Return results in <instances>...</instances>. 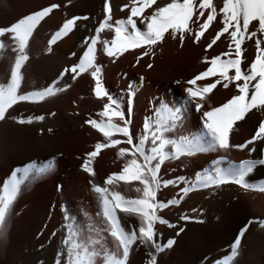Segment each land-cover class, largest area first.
Listing matches in <instances>:
<instances>
[{
    "label": "bare ground",
    "instance_id": "obj_1",
    "mask_svg": "<svg viewBox=\"0 0 264 264\" xmlns=\"http://www.w3.org/2000/svg\"><path fill=\"white\" fill-rule=\"evenodd\" d=\"M101 1L0 0V27L14 23L24 15L35 11L39 6H48L51 3L61 5L47 18V27L43 28L39 25L34 31L33 38L30 39L28 46L30 59L22 69L24 90L42 88L60 69L69 67L77 61V55L83 47V38L93 34L94 27L99 19L103 18ZM109 2L112 8L113 23L117 19L127 18L130 8L124 11L120 9L124 4H130V0H109ZM168 2L170 0H157L152 8L145 9L142 17L150 15L157 5L163 6ZM196 2L198 4V0ZM213 2L217 7V19L205 30L199 42L194 43V37L186 34L183 46H181L178 35L173 39L169 34L171 30H169L165 33L164 40L154 46L155 55L143 56L139 62H137V57L147 50L146 47L129 49L116 57H108L103 51L102 44H97L95 62L102 68V82L106 81V85L103 84L107 91L114 98L123 97L126 102L128 86L133 85L132 90L136 95L130 127L134 142L137 136L143 135L144 118L152 116L155 119L154 109L161 101L176 104V106L183 103L184 96L181 95L177 80L183 82L181 89L184 92V89L188 87L184 82L206 70L208 65L204 62L205 57L210 59L213 55L229 51L230 40L226 33L222 34L211 49L205 51L206 45L211 42L215 32L222 27L218 21L222 19L219 8L222 7L223 0H213ZM207 11L205 10V15L200 17V23L206 18ZM79 13L87 15L89 20L80 22L79 27L73 33L57 41L49 51L47 36L50 38L64 19L71 18L73 15L79 16ZM196 15L198 11H194L193 19ZM134 19L137 18L134 17ZM137 26L143 30L139 19H137ZM189 26L193 31L198 30V25L193 24L191 20ZM113 35V32L105 29L100 34V40H111ZM256 38L264 39V36L258 33ZM2 39L6 49L0 53V71L3 68L11 70L15 59V53L11 51L14 44L8 37ZM254 40L255 38L246 39L242 44V70L254 59ZM261 46L264 47V45ZM72 53L76 55L73 56ZM227 58H235L234 46ZM148 63L153 65L151 69L147 67ZM232 74L234 72L230 70L229 75ZM7 77L0 72V83L6 82ZM65 77L69 80V82L65 81L69 83L65 91L39 104L21 103L11 109L13 111L18 109L22 112L21 116L24 113L30 116L33 113H46L57 108L58 110L52 117L47 118L46 116L42 121L34 119L32 124L16 125V123H8L5 120L0 124V174L2 175L0 194H2L3 182L14 168H22L33 161L37 164L52 161L57 154L62 156L57 161L58 167L55 165L54 170L51 171L48 183L43 185L45 181L41 183L42 177L19 196L8 221L7 233L5 237L0 238V264L10 260L9 256L12 257L13 264H54V256L62 235V209L65 206L70 210V214L76 216V227L81 229L85 235H87L89 224L94 228L102 227L101 218L96 215L97 205L89 180L102 186L106 176L112 172H118L126 162L127 157L117 156L119 147H128L121 144L114 148L101 150L92 161V167L96 173L94 177L82 171L81 165L87 158V153L94 150L97 142H105L102 133L85 121H106L107 117L99 113L103 111V104L107 102V99L98 100L94 96L92 92L94 81L89 73H84L75 80L67 74ZM141 77L143 81L140 80ZM217 78L209 77L203 81H197L193 87H202L204 83L212 82ZM56 86L63 87L60 83ZM81 93L82 98L79 96ZM234 94L238 93L233 85L230 84L228 89L217 85V88L208 94L210 98L204 110L219 106ZM64 96L75 100L76 105H73L70 110H76L77 116H71L69 111L65 112L57 107L58 102L64 99ZM189 109H191L190 106L186 107L184 113V131L187 133L195 120L201 126L202 117L201 112L196 115L197 112L192 108V112L196 114H191ZM259 119H264V111L253 110L246 116L245 121L237 122L234 126L231 140L235 143H242L250 139L255 127L258 126ZM113 122L122 126L118 118H113ZM113 138L124 139L118 134ZM7 141L10 142V146L4 145ZM150 146L149 141L146 143V148ZM256 147L259 148V144ZM220 156L230 157L237 163L249 158L246 151L237 149L228 153L198 154L192 158L182 157L178 161L166 162L161 168L160 178L165 180L181 175L193 177L196 171L208 166L212 159H218ZM249 182L256 188L264 186V167H257L250 174ZM137 187H141L137 182L131 184L119 182L116 190L125 198L133 199L142 195L135 191ZM180 187H183V184L162 187L157 193V200L166 202L173 197L178 199L177 193ZM81 213L87 215H81ZM159 214L174 225L171 228L165 225L156 226L160 233V242H166L168 239L175 241L170 249L158 256L159 264H223L224 257L230 255V246L236 236L240 235L241 229L245 231L241 237L239 254L234 264H264V192L252 189L246 191L236 185L222 186L214 192L195 191L189 193L179 205L169 206ZM182 215L191 219L181 220ZM53 232L57 233L55 237L52 235ZM92 235L95 236L94 233ZM109 246H111L110 238ZM130 264H147L146 250L140 248L133 251Z\"/></svg>",
    "mask_w": 264,
    "mask_h": 264
},
{
    "label": "snow or ice",
    "instance_id": "obj_2",
    "mask_svg": "<svg viewBox=\"0 0 264 264\" xmlns=\"http://www.w3.org/2000/svg\"><path fill=\"white\" fill-rule=\"evenodd\" d=\"M156 2L157 0H130V4H124L120 9L124 11L130 8L127 18L117 19L113 23L110 2L103 0V18L99 19L94 27V33L83 38L84 47L77 61L64 68L51 84L39 90L26 91L22 88L24 80L22 69L30 59L28 46L34 31L61 5L51 3L24 15L8 26L0 27V53L6 49L2 39L4 37H8L13 42L11 51L15 53L10 75L6 82L0 83V121L8 118L9 110L14 106L21 103L39 104L65 91L69 87L68 84H64L62 88L56 85L66 74L75 80L81 74L89 73L94 81L92 88L94 96L98 100L107 99L103 104V111L99 113L107 117V120L85 121L102 133L105 142H97L94 150L87 153V158L81 165L82 171L94 177L96 173L92 161L102 149L114 148L121 144L128 146L119 147L117 152L118 157H127L123 167L118 172L107 175L102 186L89 180L96 200V215L101 218L102 227L94 228L89 224L85 235L76 227V216L70 214L67 206L62 209V235L54 256V264H98V262L99 264H130L131 253L140 248L146 250L147 264H159L158 256L175 243L173 239L160 242V233L156 226L174 227L159 214L163 209L179 205L189 193L205 190L214 192L226 185H236L246 191L252 189L264 192V186L256 188L249 182L250 174L257 167H264V119H259L258 126L255 127L250 139L242 143L231 140L237 122L245 121L246 116L253 110L264 111V47L261 46L264 45V39L256 38L258 33L264 36V0H223L222 7L219 8L222 19L218 21L222 27L215 32L205 51L211 49L225 33L230 40L229 51L213 55L210 59L205 57L204 62L208 65L206 70L184 82L188 87L184 89L186 95L183 103L177 102L179 106H176L161 101L154 109L155 119L152 116L144 118L143 135L137 136L134 142L130 127L136 95L132 90L133 85L128 86L126 102L123 97L114 98L107 91L102 82V68L95 62L97 44H102L103 51L108 57H116L129 49L146 47L147 50L137 57L139 62L143 56L155 55L154 46L164 40L165 33L169 30L173 39L178 35L179 42L183 46L186 34L194 37V43L199 42L205 30L217 19V7L213 0H198V4L196 0H170L163 6L157 5L150 15L142 17L145 9L152 8ZM205 10H208L206 18L200 23V17L205 15ZM194 11H198L195 19H193ZM134 17L139 19L143 30L137 26V19ZM88 20L87 15H73L64 19L47 41L48 50L51 51L57 41L73 33L80 22ZM190 20L198 25V30L193 31L189 26ZM105 29L114 33L111 40H100V34ZM253 38H255L254 59L242 70V44L246 39ZM233 46L235 58H227ZM71 55L75 56L76 53ZM222 56L226 58L222 59ZM147 67L151 69L153 65L148 63ZM230 70L234 74L229 75ZM209 77L218 78L204 83L202 87H193L197 81ZM140 80L143 81V77ZM176 83L179 85L181 81L177 80ZM230 84L236 88L238 94L232 95L217 107L204 110L210 98L208 94L212 93L217 85L228 89ZM188 106L202 113L201 126L196 134L184 131V113ZM113 118H118L122 126L114 123ZM13 119L20 125L33 123L31 116L27 119L15 117ZM34 119L42 121L45 117L40 115ZM117 134L124 139L113 138ZM149 141L151 146L146 148V143ZM257 144L259 148L256 147ZM233 149L246 151L249 158L237 163L230 157L220 156L218 159H212L208 166L196 171L193 177L181 175L172 179L160 178L161 168L168 161H178L182 157L192 158L198 154L228 153ZM54 168V160L41 164L33 161L11 171L10 176L3 182L2 194H0V238L5 237L7 233L8 221L19 196ZM119 182L124 184L137 182L141 187L135 188V191L142 195L139 198H125L116 190ZM180 184H183V187L179 188L178 199L173 197L166 202L157 200V193L162 187ZM81 215L87 214L81 213ZM180 219L188 221L191 218L182 215ZM244 231L245 229H241L240 235L236 236L230 246V255L224 257L223 264H234ZM92 233L95 234L94 237ZM52 235L55 237L57 233L53 232ZM109 238L111 246H109Z\"/></svg>",
    "mask_w": 264,
    "mask_h": 264
},
{
    "label": "rangeland",
    "instance_id": "obj_3",
    "mask_svg": "<svg viewBox=\"0 0 264 264\" xmlns=\"http://www.w3.org/2000/svg\"><path fill=\"white\" fill-rule=\"evenodd\" d=\"M102 2H103V0L101 1V6H102ZM47 5H43V6H39L35 11H37V10H39L40 8H42V7H46ZM80 15H83L84 16V13H79V16ZM47 18L48 17H46L45 18V20L43 21V22H41V24L40 25H42V27L43 28H46L47 27V25H48V23H47ZM49 40V38H48V36H47V41ZM84 47V46H83ZM83 47H82V49H83ZM82 49L80 50V52L78 53V55H77V58H78V56L81 54V52H82ZM7 69H9V68H3V69H1V71L0 72H2L4 75H6V76H9L10 75V70H7ZM63 69H60L58 72H57V74H55L54 75V77H52L48 82H47V84H44L43 85V87H46V86H48L49 84H51L52 83V81H54V80H56L57 79V77L59 76V73L62 71ZM8 72V73H7ZM8 74V75H7ZM84 74V73H83ZM83 74H81L80 75V77L81 76H83ZM65 81H68L69 82V80H67V78L66 77H64V78H62L61 80H59L58 82H57V84L58 83H60L62 86H64V83L65 84H68L69 85V83L67 82H65ZM127 82V81H126ZM126 82H125V85H126ZM103 83L106 85V81H103ZM107 85H108V83H107ZM42 87V88H43ZM178 87H179V89H180V91L182 92V94L181 95H183V96H185L186 94H184V92H183V90L181 89L182 87H183V82H181L179 85H178ZM39 89H41V88H39ZM39 89H36V90H39ZM26 91H29V90H26ZM79 96L82 98L83 97V95H82V93L81 94H79ZM70 102V103H69ZM73 105H76V102H75V100H73V99H68L66 96H64V99L62 98L59 102H58V104H57V107H59V108H61L63 111H65V112H68L69 111V114H71V116H77V111L76 110H70V108H72L73 107ZM63 106V107H62ZM68 106V107H67ZM68 108V109H67ZM58 109L57 108H55V109H53V111H49V112H44V113H33L34 114V116H33V114L32 115H30L31 117H33V120H34V118L36 117V116H40V115H43L44 117H46L47 116V118H50V117H52L53 115L51 114V113H55V111H57ZM67 110V111H66ZM10 111V115L8 116V120L6 119L5 120V122H8V123H16L15 122V120L13 121V117H15V118H17V119H19V118H24V119H27L29 116L27 115H25V113L21 116V113L22 112H19L18 111V109L17 110H9ZM15 114H14V113ZM189 112L191 113V114H194L195 112H192V107H191V109H189ZM11 114H12V116H11ZM196 114V113H195ZM19 117H18V116ZM196 115H198V112H197V114ZM10 118V119H9ZM9 121H12V122H9ZM192 122H194V121H192ZM200 122H201V120H200ZM1 123H4V121H0V124ZM16 125H20V124H17L16 123ZM199 129H200V126L198 125V123H197V121L195 120V122L194 123H192L191 124V127L189 128V131H188V133H191V134H196V133H198L199 132ZM9 144V145H8ZM4 145H7V146H10L11 144H10V142H5L4 143ZM60 158H62V156L60 155V154H57V155H55V157L52 159V161L54 160L56 163H55V165L58 167V160L60 159ZM72 159H74V158H72ZM56 167V168H57ZM1 175V174H0ZM0 177H2V175L0 176ZM4 177V176H3ZM50 178H51V172L49 173V174H47L46 176H44L43 177V179L41 180V183L42 182H44V183H42L43 185L44 184H46V183H48V181H50ZM12 257L11 256H9V259L10 260H8L7 262H5L4 264H13V260L11 259Z\"/></svg>",
    "mask_w": 264,
    "mask_h": 264
}]
</instances>
